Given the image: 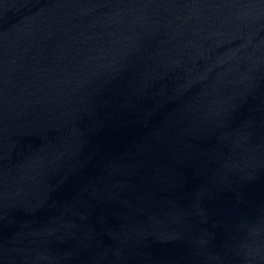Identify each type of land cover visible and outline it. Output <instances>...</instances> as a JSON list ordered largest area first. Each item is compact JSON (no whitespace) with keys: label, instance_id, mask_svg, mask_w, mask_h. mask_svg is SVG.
I'll list each match as a JSON object with an SVG mask.
<instances>
[{"label":"water","instance_id":"water-1","mask_svg":"<svg viewBox=\"0 0 264 264\" xmlns=\"http://www.w3.org/2000/svg\"><path fill=\"white\" fill-rule=\"evenodd\" d=\"M0 264H264V0H0Z\"/></svg>","mask_w":264,"mask_h":264}]
</instances>
